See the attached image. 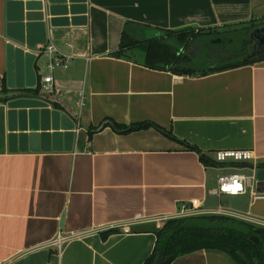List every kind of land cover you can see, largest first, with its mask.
<instances>
[{"label": "crops", "instance_id": "1", "mask_svg": "<svg viewBox=\"0 0 264 264\" xmlns=\"http://www.w3.org/2000/svg\"><path fill=\"white\" fill-rule=\"evenodd\" d=\"M85 1L83 25L50 30L46 38L45 45L74 56L67 69L52 73L50 94L40 91L41 79L49 76L46 56L11 65L13 85L32 91L27 85L35 84L74 130L70 150L37 145L33 152L9 151L7 108L0 103V264H144L156 246L155 230L166 221L126 234L101 232L137 215H219L264 229V198L211 193L219 176L247 170L245 176L254 177L264 166V58L205 76H179L143 66L142 48L115 56L123 33L147 42L168 30L234 29L264 17V0ZM7 18L0 0V93L11 91L7 45H17L7 34ZM133 49L139 57L129 54ZM143 123L150 126L127 133L112 127ZM227 150L250 151L253 160L216 163L214 153ZM222 196L243 197V208H223ZM193 200L200 214L177 217ZM219 207L232 214L217 213ZM59 234L69 240L57 251L51 243ZM170 264L237 263L205 249Z\"/></svg>", "mask_w": 264, "mask_h": 264}, {"label": "trees", "instance_id": "2", "mask_svg": "<svg viewBox=\"0 0 264 264\" xmlns=\"http://www.w3.org/2000/svg\"><path fill=\"white\" fill-rule=\"evenodd\" d=\"M262 25H264V17L248 23H240L237 28H227L219 32L193 29L168 30L164 31L160 38L147 42L135 41L123 33L119 51L115 56L120 57L124 50L138 47L144 52L143 66L146 68L179 76H205L262 60L254 58L243 62V58L249 53V33ZM208 37L216 40L227 39L231 49L215 52L212 50L201 56L195 42L197 39L205 40ZM215 60H219V64ZM4 91L6 92V89ZM148 126H150L148 123H143L132 128H123L112 124L114 130L125 133L145 129ZM91 136L89 130V141ZM198 154L201 162L209 163L205 155ZM258 168H264V166ZM155 235L157 238L155 249L144 264H152L162 250L166 253L165 264H170L180 256L205 249L221 251L237 264H264V229L227 216L200 215L168 220L155 230ZM252 238H256L259 245L253 243Z\"/></svg>", "mask_w": 264, "mask_h": 264}, {"label": "water", "instance_id": "3", "mask_svg": "<svg viewBox=\"0 0 264 264\" xmlns=\"http://www.w3.org/2000/svg\"><path fill=\"white\" fill-rule=\"evenodd\" d=\"M8 24L7 34L17 45H7V93H0V101L6 104L7 142L9 151H37L52 146L53 150L71 149L74 123L65 113L51 110L48 98L35 84L27 85L32 91H22L23 86L11 82V65L25 58L26 62L35 56L23 48L32 49L37 45H45L49 31L83 25L86 20L85 0H5ZM70 15L71 17H67ZM249 53L243 62L264 58V25L249 33ZM36 40L34 42L33 40ZM227 43V39L216 40ZM17 91H12V90ZM109 124V123H106ZM101 126L100 128H102ZM99 128V129H100ZM254 180L258 186L264 187V168L254 170ZM264 190V189H263ZM259 245L256 238L251 239ZM166 253L160 251L152 264H165Z\"/></svg>", "mask_w": 264, "mask_h": 264}, {"label": "built area", "instance_id": "4", "mask_svg": "<svg viewBox=\"0 0 264 264\" xmlns=\"http://www.w3.org/2000/svg\"><path fill=\"white\" fill-rule=\"evenodd\" d=\"M26 52H30L36 58L40 56H46L47 62L45 64L46 69L49 71V76H45L41 79L40 91L44 94H50L53 91V78L52 73L58 69H67L70 65L74 56L63 55L60 53L56 47L53 45H41L34 47L32 49L23 48ZM83 97V95L81 96ZM84 99L81 98L80 106H83ZM214 161L218 164H241L248 163L253 160L252 152L250 151H217L214 153ZM217 189L211 191L213 195H228V196H238L247 194L251 200H260L264 198V192L257 190V183L254 177H247L241 173L234 172L229 174H223L218 177ZM200 205L197 200L190 202V207H183L177 217H187L192 215L200 214ZM221 214L229 215L232 214L230 210L218 208V212ZM167 217H154L146 218L141 215L135 216L130 221L123 223H116L104 227L101 232L117 231L118 233H129L132 227L141 224H155L157 227L164 221H168ZM69 240V237L59 234L56 239L51 243L52 247H55L57 251H60L63 245Z\"/></svg>", "mask_w": 264, "mask_h": 264}, {"label": "rangeland", "instance_id": "5", "mask_svg": "<svg viewBox=\"0 0 264 264\" xmlns=\"http://www.w3.org/2000/svg\"><path fill=\"white\" fill-rule=\"evenodd\" d=\"M216 40L213 37H208L204 39H197L195 44L197 46V50L200 51V55L204 56L207 54L208 51H219V50H229L231 49L230 43H216L214 42ZM136 49H133L129 54L133 55L134 57H139V53H133ZM138 51V50H137ZM44 62V59L42 60ZM217 64H219V60H215ZM244 175H250L249 171L242 170L240 171ZM217 201V199H215ZM220 204L223 208L231 209L234 211H239L240 208H243V197H228V196H222L220 198Z\"/></svg>", "mask_w": 264, "mask_h": 264}, {"label": "flooded vegetation", "instance_id": "6", "mask_svg": "<svg viewBox=\"0 0 264 264\" xmlns=\"http://www.w3.org/2000/svg\"><path fill=\"white\" fill-rule=\"evenodd\" d=\"M219 40H221V39L219 38Z\"/></svg>", "mask_w": 264, "mask_h": 264}]
</instances>
